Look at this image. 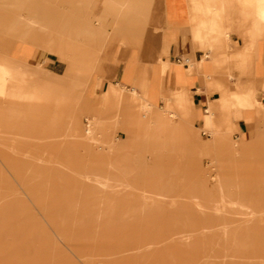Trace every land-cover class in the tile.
Wrapping results in <instances>:
<instances>
[{
    "label": "crops",
    "instance_id": "obj_1",
    "mask_svg": "<svg viewBox=\"0 0 264 264\" xmlns=\"http://www.w3.org/2000/svg\"><path fill=\"white\" fill-rule=\"evenodd\" d=\"M24 1L9 0L12 5H18V7H21ZM49 1H55V4L61 6L60 13L57 14L59 17L50 20L51 22L56 20V23H51V26L67 29L66 42L71 41L68 39L70 37L76 38L78 44L83 42L87 27L93 30L92 43H103L99 53L98 48L90 46L82 48L77 45L76 69H73L74 64L66 63V73L69 76H76L81 83L84 81L85 65L89 66L91 63L93 65V62L98 59V64L100 63L98 71L92 73L89 84H95L97 80L101 81L103 89L107 83L123 85L141 94L146 104L150 103L155 108L174 107L177 114H183L182 116L186 114L193 119L196 128L209 130L212 133L211 140L200 141V144L204 147L212 145L218 150L212 152L220 155L226 154L229 158L228 165L224 168L221 167L224 162L222 156L213 160L216 167L209 172L208 179L214 183L217 199L212 204L216 203L219 198L218 184L212 180V177L214 172H220L222 175L220 184L228 200L242 205L250 202L253 212L257 214L258 212L253 208L252 199L255 193L243 188H251L254 184L247 182H253L254 178L263 171L252 167L250 162L253 152H249L246 148H252L255 143L252 131H248V124L255 116H264L261 110V108L264 110V103L260 105L261 108L256 105L264 99L259 95L260 92H264V0H208L201 4H197L196 0H45L46 5ZM32 4L35 6L34 3L30 5ZM51 8L52 12L56 9L53 5ZM37 17L32 15L23 20L28 27L33 28L35 23L39 22ZM139 19L141 21H137ZM1 21L2 16L0 15V58L4 59L14 55L19 48H16L15 38L11 35L15 33V30L3 28ZM104 29L108 34L105 39H101ZM67 47L74 48L69 43ZM28 60L34 61L31 56ZM43 63L49 70L54 69L53 63L47 61V57ZM1 70L4 73L8 72L2 64H0ZM98 87L94 85L93 94H100ZM120 90L122 91V88ZM120 90L110 89V92L121 95ZM174 96H177L175 101ZM14 97L17 96L14 94L12 98ZM143 102H139L142 108L141 114L138 115L131 106H126L124 117L121 119L118 117L115 121L114 125H120L127 136H130L116 154L115 148L111 149L109 146L114 144L118 138L113 137V141L103 143L96 136L97 120H89L81 136L86 138V128L91 122L95 133L94 138L97 141L89 142L92 145L91 149L85 146L84 139L74 133L81 129L78 121L74 125H68L66 133L63 134H55L57 128L47 122L41 124L36 121L33 124L22 122L17 128L23 133H39L41 136L38 138L42 139L43 144L50 146L51 150L36 154L28 151L21 152L15 149L17 140L12 153L0 148V162L13 179L19 180L27 187L29 186L27 181H32L39 175L72 183L73 187L62 191L63 195L68 192H77L75 194L78 195L82 189L84 195L88 197L94 186L102 189L107 197L120 198L111 195L108 189L103 188L99 182L84 178L85 174L102 173L111 183H118L125 186L124 188H133L161 197V205L154 209L158 211L165 207L171 212L167 234L163 238L151 236L142 240L138 248L131 249L136 253L144 252L139 249L148 244H156L157 247L153 250V254L156 255L154 261H158L159 248L169 243V237L175 233L171 218L176 209L169 205V200L174 199L181 202L182 199L192 201L197 198L206 205L211 204L203 198L207 178L205 181L198 180L197 175L193 179L188 178L187 184L192 188L190 191L192 194L188 195L189 197L171 193L175 187L174 182L165 185V188L164 185L157 186L154 181L152 184L142 182L144 177L151 179L149 173L146 175L142 173L143 171L149 172L146 164L147 156H150V160L154 158L160 163L163 157L161 147L174 145L170 133L177 134L183 147L190 144V136L185 133L186 129L183 128L181 122L179 126L172 128L163 115V111L158 109L155 110L152 121L156 125L153 130L154 135L148 138L149 117L145 113ZM132 122L145 124L142 128L143 137L138 141L150 143L154 150L145 152V154H137L133 162L140 164V167L135 168L141 172L132 176L133 182H128L125 180L127 179L125 175L132 169L126 167L125 164L131 161L134 154H130L128 148L136 143V138H133L128 130ZM237 128H239L241 140L231 141L230 132ZM3 131L9 134L7 124L3 125ZM53 132L54 134H51ZM161 132L167 134L163 141L160 140ZM22 137L24 136L14 138L23 139ZM60 137H64V142L58 145ZM79 145L83 147L79 148ZM27 152L41 158H24ZM16 154H21V156L15 157ZM29 160L36 165H44L45 169L32 168ZM121 164L124 167H119ZM114 170H119L118 180L113 178ZM26 190L30 199L35 200L39 195L37 191ZM141 202L143 203L142 200ZM182 204L185 205L183 202ZM47 207L45 206V209ZM81 207L82 202L77 200L69 208L76 212ZM185 208L188 209V205H185ZM237 208V213L230 212L226 217L229 224L228 232L235 231L234 224L241 222L242 216L250 212L240 206ZM141 211L142 213L147 212L144 209V203ZM49 219L48 216L47 222H50ZM71 221L80 220L73 218ZM68 222H62V226H67ZM209 225L206 220H203L196 228ZM213 243L216 242L213 240ZM175 248L178 253L182 251L176 245ZM208 256L203 257L204 261ZM201 260L199 256V262ZM173 264L198 263L178 259L177 254V259Z\"/></svg>",
    "mask_w": 264,
    "mask_h": 264
},
{
    "label": "rangeland",
    "instance_id": "obj_2",
    "mask_svg": "<svg viewBox=\"0 0 264 264\" xmlns=\"http://www.w3.org/2000/svg\"><path fill=\"white\" fill-rule=\"evenodd\" d=\"M2 1L0 0L1 23L5 29L15 30L11 35L14 36L15 46L19 50L7 58H0V64L8 71L6 73L0 71V136H24L23 139H17L15 149L36 154L50 151L51 147L42 143V139L38 138L41 136L39 133L21 132L17 128L20 123L47 122L57 128L55 134H63L66 133L68 125H74L78 121L81 129L74 133L84 139L85 146L91 149L92 145L89 141L81 136L88 121L97 120L96 136L103 143L113 141V137H117L114 150L115 154L119 152L117 150L130 136H127L120 125L114 123L118 117L120 119L124 117L126 106H131L138 115L141 114L142 108L139 102L145 101V98L136 90H129L123 85L107 83L103 89L101 81L97 80V83L89 84L92 73L98 71L100 65L98 59L93 65L92 63L89 66L85 65L84 81L81 83L76 76H69L66 73V63L74 66L77 63V45L82 48L87 46L98 48L99 53L103 43H92L93 30L86 27L84 41L79 44L76 38L71 37L68 39L73 42L70 40L66 42L67 29L51 26L56 20L52 22L50 20L59 17L57 14L60 13V4L49 1L46 5L45 0H32V2L25 0L21 7H18L12 5L9 0ZM205 1L208 0H196V3L201 4ZM31 3L35 6L30 5ZM52 5L56 8L53 12ZM32 15L38 16L39 19L33 28L28 27L23 20ZM101 34V39H105L108 32L104 29V33ZM68 43L74 48H68ZM30 56L33 57V62L28 60ZM46 57L47 61L53 63V70H49L43 63ZM73 69H76V66ZM94 85L99 86V95L93 94ZM110 89L120 90L122 94L117 95L113 91L110 92ZM14 94L16 98H12ZM259 95L264 97V92H260ZM176 97H173L174 101ZM258 103L256 105L261 108L264 99L260 104ZM145 105L146 103L143 102V108ZM155 109L163 111L172 128L179 126L181 122L186 129L185 133L190 136V144L183 147L177 134L170 133L174 145L161 147L163 157L160 163L154 158L150 160V156H147L146 164L149 172L142 173L145 175L149 173L151 179L144 177L142 182L147 184L155 182L159 187L164 185V188L165 185L174 182L175 187L171 193L189 197L192 188L187 184L188 178L193 179L196 175L200 181H205L207 178L203 198L212 204L217 199L214 183L208 179L209 172L216 167L213 160L222 156L224 162L221 167L224 168L228 165L229 158L226 154L212 152L218 151L212 145L204 147L200 144V141L211 140L212 133L204 128H196L193 119L186 114L184 116L177 114L174 107L168 106ZM261 110L264 112L262 108ZM146 115L150 118L148 113ZM150 121H153V118H150ZM4 124L8 125L9 134L3 131ZM144 125L134 122L130 124L129 133L136 138V143L128 148L130 154L134 153L131 161L125 164L132 169L126 174L128 182H133V177L141 172L135 168L140 167V164L133 162L137 154L154 150L150 143L138 141L143 137ZM247 128L255 137L253 143L255 145L250 149L246 148L249 152H253L250 163L253 168H260L263 171L254 178L253 182H247L254 184L251 188L243 189H250L255 193L252 197L253 208L260 215H264V116H255ZM147 134L148 138L153 137V129L151 128ZM159 135L160 140L163 141L167 134L161 132ZM230 137L231 141L241 140L239 128L230 132ZM82 147L81 145L79 148ZM20 156L21 154H16L15 157ZM29 162L32 168L45 169L44 165H36L31 160ZM119 167L124 166L121 164ZM112 175L118 180L119 170H114ZM27 183L28 187L22 185L19 180L13 179L0 162V264H173L177 259L178 250L174 243H167L159 248L158 261H154L156 256L153 254L154 249L138 253L131 250L151 236L165 237L171 215L167 208L162 207L157 211L154 206L145 209L146 213H142L143 203L140 198H134L126 203L121 198L107 197L102 189L94 186L88 197L84 195L82 189L78 195L70 192L63 195L62 191L70 190L73 187L72 183L57 178L49 179L43 175ZM26 189L37 191L39 195L35 200L30 199ZM77 200L82 202V207L73 212L69 207ZM45 206L48 207L45 209ZM188 209H191L189 205ZM203 214L194 212L195 217L206 220L210 225L219 223L210 211ZM48 216L50 222H47ZM73 218L80 221H71ZM62 222H68L69 226H62ZM181 231L183 230L180 227L175 228V233ZM213 240L209 234L208 237H201L197 242L195 248H198L199 256L202 258L198 264H264L250 260L264 258V220L256 224L251 233L245 235L246 250L243 252H239L235 246L225 250L224 246L213 243ZM208 255L214 259L205 263L203 257Z\"/></svg>",
    "mask_w": 264,
    "mask_h": 264
},
{
    "label": "bare ground",
    "instance_id": "obj_3",
    "mask_svg": "<svg viewBox=\"0 0 264 264\" xmlns=\"http://www.w3.org/2000/svg\"><path fill=\"white\" fill-rule=\"evenodd\" d=\"M144 110H145V113L149 114L150 118L154 117V113H155L156 109L154 108V106L152 104H150V103L146 104L144 106ZM150 118H149V126H148L149 131L151 130V128L153 130H154V128H156V125L152 121H150ZM86 129L87 130H86V136H85L86 138L85 139L89 142H97L96 139L94 138L95 133H94V129L91 125V122L89 123V126ZM167 130H169V129H167ZM16 141H17V139H15L12 136L7 137V138L0 137V148L5 149L6 151L7 150L13 151V148H14ZM62 142H64V137L59 138L58 145H61ZM109 147L111 149L115 148L114 144H112ZM10 153H12V152H10ZM28 157L34 158V159L41 158V157L32 156L30 153L27 152L24 155V158H28ZM123 158H125V157H123ZM9 162H11V161H9ZM221 177H222V175L220 172H214V175L212 177V180L218 184V192H219L218 201L214 204L206 205L197 198L193 199L192 201L187 200V199H182L181 202H178L174 199L169 200V205L172 207H175V209H176L174 215L171 218V223L174 224L175 228L180 227L183 230L181 232L174 233V235H171L168 239L169 243H174V245H176V247H178L179 250H182L181 252L178 253V259L188 260L190 263H199V253H198L199 250H198V248H195V246H197V242H199L201 237L208 236L209 234H210V236L213 237L214 241L217 244L224 246V248L226 250H228V248L231 246H235L239 252H243L244 250H246L245 235L249 234L250 230L253 227H256V224H258L259 222L264 220V215H260L259 213L255 214L253 212L250 202L246 205L245 204L242 205L241 203L237 204L235 201L228 200L227 195L223 192L221 184H220ZM84 178L86 180H89V181L95 180V181L99 182L103 188L108 189V190L107 189L106 190L111 195H115V196L120 197L121 199H123L124 202L125 201L128 202L130 199L140 198L144 203V209L154 207V206H158V205H161V203H162L161 197L151 195V194H148L145 192H140V191L133 189V188H124L125 186L123 187L121 184H118V183L114 184V183L109 182L108 179L106 178V175L102 174V173H100V174H98V173L97 174H85ZM75 193H77V192H75ZM158 194H159V192H158ZM182 202L185 205H189V207L191 209L185 208V205H183ZM238 206H240L241 208H245V209L249 210L250 212L246 213L242 216L241 222H239L238 224L237 223L234 224L235 225L234 227L236 228L235 231L228 232L227 227L229 226V224L227 222L226 217H228L227 215L230 212L237 213L238 212V208H237ZM196 211H197V213H200V214L201 213L205 214L208 211H210V213L214 214L215 218L219 221V223H217L215 225L211 224L207 227L202 226L200 228H196V226L201 224L203 221L199 217L194 216V212H196ZM212 229H215V231ZM156 247H157L156 244H148V245L140 248L139 250L151 251V250L155 249ZM53 251H54V249H53ZM49 253H51V252H49ZM45 254H46V252H45ZM47 254H46V256H48ZM62 254H64V253H62ZM41 257H42V255H41ZM210 259H212V256H208L204 262L205 263L211 262ZM71 260H72V258H71ZM250 260L259 261L260 263L264 262L263 257L251 258ZM51 261H50V263H51ZM65 261H66V259H65ZM68 261H69V259H68ZM59 262H61V260ZM54 264H56V263H54Z\"/></svg>",
    "mask_w": 264,
    "mask_h": 264
}]
</instances>
